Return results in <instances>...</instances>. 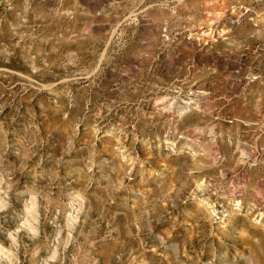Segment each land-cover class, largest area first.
Returning <instances> with one entry per match:
<instances>
[{"label": "rangeland", "instance_id": "1", "mask_svg": "<svg viewBox=\"0 0 264 264\" xmlns=\"http://www.w3.org/2000/svg\"><path fill=\"white\" fill-rule=\"evenodd\" d=\"M0 264H264V0H0Z\"/></svg>", "mask_w": 264, "mask_h": 264}]
</instances>
